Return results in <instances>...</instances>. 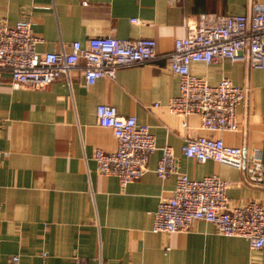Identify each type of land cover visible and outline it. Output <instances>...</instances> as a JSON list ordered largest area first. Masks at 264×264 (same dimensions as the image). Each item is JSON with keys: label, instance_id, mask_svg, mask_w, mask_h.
Segmentation results:
<instances>
[{"label": "crops", "instance_id": "0c3cea01", "mask_svg": "<svg viewBox=\"0 0 264 264\" xmlns=\"http://www.w3.org/2000/svg\"><path fill=\"white\" fill-rule=\"evenodd\" d=\"M264 0H0V20L25 18L41 37L38 50L70 51L71 43L93 36L152 37L159 56L124 66L115 78L88 85L79 70L40 87H15L5 72L0 84V264H264V247L227 236L205 220L188 231L152 230L161 195L171 194L177 174L160 177L162 147L172 146L178 168L194 178L218 174L235 183L232 205H264V183L243 168L188 157L186 137L211 135L246 155L259 149L264 159V67L217 58L195 61L191 70L217 84L229 77L247 89L238 108V130L201 127V116H182L168 104L180 77L168 57L177 37L187 33L185 18L200 14H251ZM137 18L139 21H134ZM109 103L120 114L151 126L158 148L145 174L122 185L101 174L96 148L114 151L118 140L98 123L97 107ZM187 122V124H185ZM17 256L18 260L13 257ZM81 261V263H80Z\"/></svg>", "mask_w": 264, "mask_h": 264}, {"label": "built area", "instance_id": "2783aa9c", "mask_svg": "<svg viewBox=\"0 0 264 264\" xmlns=\"http://www.w3.org/2000/svg\"><path fill=\"white\" fill-rule=\"evenodd\" d=\"M184 22L187 33L177 37L173 48L164 54L168 57L169 69L180 77L179 93L170 99L168 107L182 116L199 114L203 129L236 131L239 129L238 108L247 89L229 77L211 84L193 73L191 64L229 58L263 68L264 3L258 4L251 14L206 12L196 20L187 16ZM41 40L29 19L22 18L14 24L0 20V84L5 72L10 73L15 87L40 88L63 75L71 79V72L79 70L91 85L104 76L115 78L124 66L150 62L159 56L157 40L152 37L124 39L98 35L86 43L76 40L71 43L70 51L61 52L39 51ZM97 119L100 125L110 127L118 140L114 151L96 148L94 159L98 171L117 176L122 185L142 177L158 148L151 126L140 122L135 115L120 114L117 107L109 103L98 105ZM2 128L0 118V138ZM183 149L186 156L200 162L214 159L237 168L246 163L249 179L264 183V159L259 149L245 155L242 147L229 145L223 138L211 135L186 137ZM156 172L163 178L172 174L178 177L172 193L161 195L154 212V232H184L190 230L195 220H205L224 235L247 238L252 248L264 247V205L258 201L232 205L228 189L234 181L216 173L194 178L181 172L170 145L162 147ZM13 259L18 260V257Z\"/></svg>", "mask_w": 264, "mask_h": 264}, {"label": "water", "instance_id": "95a60500", "mask_svg": "<svg viewBox=\"0 0 264 264\" xmlns=\"http://www.w3.org/2000/svg\"><path fill=\"white\" fill-rule=\"evenodd\" d=\"M247 63H248L249 65L251 64L249 61H248ZM244 154H245V152H244ZM245 155H246V154H245ZM242 168H243L244 171H246V163H244V165H243Z\"/></svg>", "mask_w": 264, "mask_h": 264}]
</instances>
